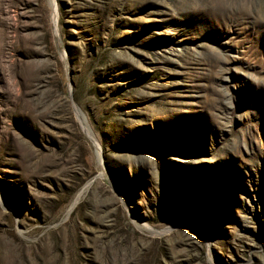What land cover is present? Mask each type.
Returning <instances> with one entry per match:
<instances>
[{"label":"rangeland","instance_id":"obj_1","mask_svg":"<svg viewBox=\"0 0 264 264\" xmlns=\"http://www.w3.org/2000/svg\"><path fill=\"white\" fill-rule=\"evenodd\" d=\"M0 264H264V0H0Z\"/></svg>","mask_w":264,"mask_h":264},{"label":"bare ground","instance_id":"obj_2","mask_svg":"<svg viewBox=\"0 0 264 264\" xmlns=\"http://www.w3.org/2000/svg\"><path fill=\"white\" fill-rule=\"evenodd\" d=\"M89 130H90V129H89ZM89 130H88V131H89ZM89 134H90V133H89ZM90 136L92 137L91 134H90ZM92 138H93V137H92ZM93 140H95V139L93 138ZM96 143H97V142H96ZM98 147H99V146H98ZM99 155H100V148H99ZM99 155H98V156H99Z\"/></svg>","mask_w":264,"mask_h":264}]
</instances>
